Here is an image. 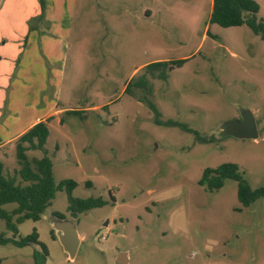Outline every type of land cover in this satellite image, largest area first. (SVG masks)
<instances>
[{
    "label": "rangeland",
    "instance_id": "374dc122",
    "mask_svg": "<svg viewBox=\"0 0 264 264\" xmlns=\"http://www.w3.org/2000/svg\"><path fill=\"white\" fill-rule=\"evenodd\" d=\"M255 1L256 19L264 22V0ZM49 6L68 13L69 31L57 36L52 61L35 42L47 71L37 106L51 103L45 153L56 184L72 179V197L105 203L72 215L66 189H57L39 220L17 224V237L35 230L37 242L0 244V264H35V256L43 264H264V195L243 206L235 180L215 189L199 183L206 168L235 163L252 189L264 187V34L247 24L210 23L212 0H49ZM40 9L39 0H0V32L23 31ZM180 58L186 59L171 68H146ZM40 82L35 77L32 85ZM146 100L159 119L212 141L155 123ZM240 109L253 115L257 138L221 129ZM15 143L0 147V161L3 173L19 181ZM45 153L26 151L29 159ZM54 212L81 236L72 260L53 228ZM0 233L12 235L2 219ZM120 253L127 263L118 261Z\"/></svg>",
    "mask_w": 264,
    "mask_h": 264
},
{
    "label": "trees",
    "instance_id": "16d2710c",
    "mask_svg": "<svg viewBox=\"0 0 264 264\" xmlns=\"http://www.w3.org/2000/svg\"><path fill=\"white\" fill-rule=\"evenodd\" d=\"M40 1V14L38 18L43 17L44 0ZM259 6L255 0H212V9L209 16L210 23H217L220 26H238L247 24L253 31L264 34V22L257 21L256 13ZM186 58L175 60H158L146 64V68L153 70L156 67L181 64ZM159 78L166 80L165 72L159 73ZM132 81L130 80L125 91H128ZM145 81L142 79L141 84ZM147 105L154 113V122L157 124L178 126L189 132H193L195 139L199 142H210L211 137L201 136L197 131L189 128L186 124L174 120L159 119V112L156 106L149 100ZM67 112H79L70 110ZM48 117L46 120H40L34 123L26 131L20 134L15 143L16 158L19 164L17 173L20 180L17 181L14 176H7L3 173V163L0 161V219L5 223L6 228L12 235L6 237L0 233V244L12 243L17 247H23L32 242H37V233H32L17 237V224L25 219L39 220L47 206L51 204L57 189L65 188L68 194V209L71 214L83 212L93 207L102 206L105 201L101 197L74 198L71 195L76 182L72 179H63L58 184L53 179L52 161L45 153V142L49 134ZM29 149L41 150L45 154L40 158L29 159L26 151ZM230 178L237 182V198L243 206H248L257 198L264 195V187L252 189L245 181L235 163H222L215 168H206L199 183L205 185L208 189L220 188L225 179ZM16 203L11 210L3 208L6 203ZM59 219L65 218L60 213H53ZM15 217V218H14ZM35 264H43V261L35 256Z\"/></svg>",
    "mask_w": 264,
    "mask_h": 264
},
{
    "label": "crops",
    "instance_id": "0c3cea01",
    "mask_svg": "<svg viewBox=\"0 0 264 264\" xmlns=\"http://www.w3.org/2000/svg\"><path fill=\"white\" fill-rule=\"evenodd\" d=\"M34 1L36 2V0ZM47 1L48 6L44 10L43 17L37 19L40 10L34 11L32 14L34 20L30 19L28 26H25L23 31L14 34L9 31L0 32V109H3L4 99L8 100L9 98L7 113L3 120L0 117V147L16 140L34 123L46 120L50 116L51 103L48 104V101H45L44 108L41 109L37 106L39 99L41 97L43 99L42 91L46 89L47 71L42 67L40 59L36 57L35 42L38 44L39 50L44 52L43 55L47 59L50 57L52 61L56 56V47H58L56 46L57 36H65L68 33L67 24L69 21L65 20V18L68 20L66 17L68 13L50 9L49 0ZM24 22L26 21H23V24H27ZM34 64L37 65V68L32 67V65L35 66ZM56 74L55 77H58ZM35 77H39L41 81L36 86L32 85ZM10 99L13 100L11 103ZM28 102L31 104L28 105ZM79 237L81 240L80 235ZM121 259L123 262H119L127 263L126 253Z\"/></svg>",
    "mask_w": 264,
    "mask_h": 264
},
{
    "label": "water",
    "instance_id": "95a60500",
    "mask_svg": "<svg viewBox=\"0 0 264 264\" xmlns=\"http://www.w3.org/2000/svg\"><path fill=\"white\" fill-rule=\"evenodd\" d=\"M241 119H233L225 122L221 125V129L227 134L236 138L255 139L258 136L257 125L251 112L247 109H240ZM53 228L56 231L57 238L61 243L63 249L68 255L70 260L74 259L77 249L80 243L79 233L76 226L71 220L55 219L53 220ZM124 256V253H120L118 261ZM121 257V258H119Z\"/></svg>",
    "mask_w": 264,
    "mask_h": 264
},
{
    "label": "built area",
    "instance_id": "2783aa9c",
    "mask_svg": "<svg viewBox=\"0 0 264 264\" xmlns=\"http://www.w3.org/2000/svg\"><path fill=\"white\" fill-rule=\"evenodd\" d=\"M105 238V235H101V239H104Z\"/></svg>",
    "mask_w": 264,
    "mask_h": 264
},
{
    "label": "flooded vegetation",
    "instance_id": "af4514ba",
    "mask_svg": "<svg viewBox=\"0 0 264 264\" xmlns=\"http://www.w3.org/2000/svg\"><path fill=\"white\" fill-rule=\"evenodd\" d=\"M234 119H238V120H240L241 119V115H240V117L239 118H234ZM233 120V119H232Z\"/></svg>",
    "mask_w": 264,
    "mask_h": 264
}]
</instances>
